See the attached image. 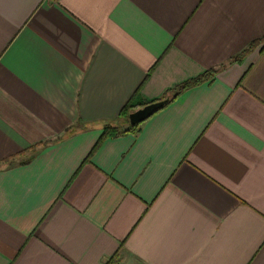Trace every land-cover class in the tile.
Returning <instances> with one entry per match:
<instances>
[{
  "label": "crops",
  "instance_id": "crops-1",
  "mask_svg": "<svg viewBox=\"0 0 264 264\" xmlns=\"http://www.w3.org/2000/svg\"><path fill=\"white\" fill-rule=\"evenodd\" d=\"M262 38L264 0H0V264H264Z\"/></svg>",
  "mask_w": 264,
  "mask_h": 264
},
{
  "label": "trees",
  "instance_id": "trees-1",
  "mask_svg": "<svg viewBox=\"0 0 264 264\" xmlns=\"http://www.w3.org/2000/svg\"><path fill=\"white\" fill-rule=\"evenodd\" d=\"M259 44L264 45V38H262L258 41L252 42L239 55L233 57L228 62V64L239 62L250 50H252L256 46H258ZM223 68H224V65L220 66L217 69L207 70L202 75H199L198 77H195L193 79H190L186 82H183V83L175 86L173 89L169 90L162 98L155 100V101H151V102L143 101L142 99L139 98L138 94L136 93L134 95V97L122 108V110L120 111L116 120L113 121L112 123L105 125V127L103 128L102 136L100 137V139L98 140V142L96 143V145L94 146L92 151L90 152V155L95 151V149L97 148L99 143L106 138H115V137H118L121 135H125L127 133L135 134V133H138L140 131V127L143 124V122L136 125V126H130L129 122H128V116L130 115V113H132V112H134V111H136V110H138L144 106L167 100L165 105L154 113V115H155L156 113L163 110L166 106H168L176 98H178V96L181 95L182 93H184V92H186V91H188L194 87H197L201 84L211 82L214 79V77L216 76V74L218 73V71L223 69ZM154 115H152V116H154ZM11 163L12 162L10 161L7 164L9 165Z\"/></svg>",
  "mask_w": 264,
  "mask_h": 264
},
{
  "label": "water",
  "instance_id": "water-1",
  "mask_svg": "<svg viewBox=\"0 0 264 264\" xmlns=\"http://www.w3.org/2000/svg\"><path fill=\"white\" fill-rule=\"evenodd\" d=\"M166 102L167 100L158 103H153L130 113V115L128 116L129 125L136 126L146 121L147 119L152 117V115H154L156 111L162 108Z\"/></svg>",
  "mask_w": 264,
  "mask_h": 264
}]
</instances>
